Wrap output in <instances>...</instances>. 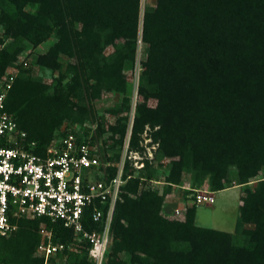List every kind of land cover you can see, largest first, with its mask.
Returning a JSON list of instances; mask_svg holds the SVG:
<instances>
[{"label": "trees", "instance_id": "obj_1", "mask_svg": "<svg viewBox=\"0 0 264 264\" xmlns=\"http://www.w3.org/2000/svg\"><path fill=\"white\" fill-rule=\"evenodd\" d=\"M139 6L140 0H0V76L11 65L20 69L5 107L36 152L64 120L95 122L93 102L117 92L122 101L110 110L117 119L107 131L98 121L91 136L71 129L60 136L71 130L79 141L109 140L119 159L128 119L120 114L129 110L123 71L135 60ZM141 34L146 56L129 149L142 151L148 126L169 169L162 190L142 188L156 169L146 160L138 172L126 161L130 177L115 204L102 264H264V0H155L144 10ZM50 37L55 41L35 62L57 72L51 86L19 61L26 43L35 47ZM115 171L108 167L107 177ZM184 172L195 185L207 178L210 191L242 187L240 233L197 225L195 203L184 207L183 219L163 213L170 186ZM91 211L83 220L89 230L99 227ZM40 223L54 243H72V230L60 220L21 218L13 234L0 236V264H94L86 244L48 260L36 254Z\"/></svg>", "mask_w": 264, "mask_h": 264}, {"label": "built area", "instance_id": "obj_2", "mask_svg": "<svg viewBox=\"0 0 264 264\" xmlns=\"http://www.w3.org/2000/svg\"><path fill=\"white\" fill-rule=\"evenodd\" d=\"M15 77L13 69L0 76V236L13 234L21 218L60 220L72 230V243H54L51 230L42 223L36 254L48 260L65 247L77 251L86 244L88 257L94 264H102L115 204L130 177H124L125 160L115 166L112 177H104L110 165L100 163L96 145L79 141L71 130L52 139L42 153L36 152V143L27 140L26 132L5 107ZM196 192V205L214 201L211 191ZM90 207V218L99 227L89 230L83 220ZM183 214V209L172 212L175 218Z\"/></svg>", "mask_w": 264, "mask_h": 264}, {"label": "rangeland", "instance_id": "obj_3", "mask_svg": "<svg viewBox=\"0 0 264 264\" xmlns=\"http://www.w3.org/2000/svg\"><path fill=\"white\" fill-rule=\"evenodd\" d=\"M154 4L155 0H140L139 27L136 39L135 60L132 66L126 67L123 71L128 83L127 95L129 96V110L125 112V114H120L128 116L127 134L124 139L123 148L120 151V157L118 160L113 158L114 151L109 147L111 141L108 140L107 144H104L102 140L103 138L96 144V153L99 156L100 163L102 165L103 163H105V165H110L107 166L106 171L103 173L104 177H107L109 174L108 167L116 166L117 164H120L122 160H125V165L126 161H128L130 167L136 169L138 172L142 169V171H144L145 161H149V164H151L156 169L154 171V180H151L150 182L146 181L140 187H154L162 190L166 186L165 177L168 173L170 159L157 154L158 143L153 141L149 133L148 126L145 127L139 143V145L143 148L142 151H134L129 149V137L134 109L136 103L141 100V97L137 92L139 74L142 70L140 61L144 60L146 56L145 44L141 39L142 15L147 7H152ZM1 33L2 31L0 30V34ZM54 41L55 38L50 37L45 42L35 47L29 43H26L27 49L19 55V61L22 62V66L30 70V76L33 79L41 80L50 86L52 85L53 77L57 75V72H52L51 70L40 66L35 62V59L39 53L44 52ZM0 48H2V45H0ZM106 51H112V47H108ZM12 69L17 76L20 72L19 67L17 65H11L6 68V70ZM122 97V94L117 92L102 93L101 97L93 102L95 112L97 116H99L95 122L85 120L82 124H70L69 121L64 120L59 128L55 131V136L53 139L58 138L60 133L62 131H66L67 129L74 130L80 135H85V132L88 131L89 136H91L94 132V129L97 127L98 121L102 122L104 130L107 131V126L114 124L117 119V115L111 113L110 110L117 108L120 105ZM148 104L154 106L156 101L154 99H149ZM102 167V169L105 168V166ZM137 171H135L136 174L138 173ZM199 189L210 191L207 178L202 182L201 185H195L192 183L191 173L184 172L181 183L179 185L172 184L170 186V191L165 196L166 205L163 209V213L168 217H174L172 215L174 209L184 210L185 206L194 204V198L197 193L196 191ZM211 192L213 193L214 197V201L211 204L200 203L196 205L195 223L203 227L215 228L232 233H240L244 226L239 218V205L241 203L240 198L243 193L242 187L240 185H233L223 190ZM177 218L183 219L184 214ZM41 224L42 223H40V226ZM48 262L49 261H45V264H48Z\"/></svg>", "mask_w": 264, "mask_h": 264}]
</instances>
